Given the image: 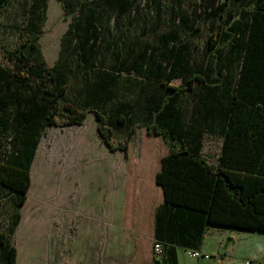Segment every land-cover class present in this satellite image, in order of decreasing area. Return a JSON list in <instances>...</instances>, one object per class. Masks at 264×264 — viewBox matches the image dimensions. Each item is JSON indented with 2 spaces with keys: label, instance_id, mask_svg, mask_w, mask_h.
Segmentation results:
<instances>
[{
  "label": "trees",
  "instance_id": "trees-1",
  "mask_svg": "<svg viewBox=\"0 0 264 264\" xmlns=\"http://www.w3.org/2000/svg\"><path fill=\"white\" fill-rule=\"evenodd\" d=\"M12 1L0 0V10ZM227 1L244 7L240 14L235 9L230 13V33L225 34L233 42L235 81L225 86L220 80V84L209 86L206 79L195 74L186 81L187 87L180 88L169 83L181 73L189 74L182 59H162L151 44L143 50L136 48L128 34L117 36L104 27L135 24L140 17L146 23L144 15L153 10L157 27L164 21L173 23L176 15L171 10L167 12L169 18H162L165 0H63L66 13L78 16L62 39L54 67L47 65L38 37L4 52L7 60L26 71L17 75L0 66V140L13 138L10 154L0 160V186L21 195L18 205H25L31 169L45 128L58 125L59 119L65 126L83 125L94 112L107 148L123 151L126 158L139 129L164 139L170 155L164 159L157 181L164 187L169 205L209 214L216 187L222 184L235 204L258 215L264 213L259 206L264 200V0ZM178 35L170 32L160 41H177ZM108 54L117 59L114 73L139 74L141 81L127 86L129 91L134 92L135 87L140 91L136 100L116 103L122 86L114 73L105 72L93 80ZM197 79L205 84L200 118L187 122L182 93L194 91ZM209 125H215L224 135L216 169L199 151L204 127ZM115 130L125 135L123 143H115ZM19 224L17 216L10 236ZM157 241L164 244L165 258L156 259L154 264H177L169 246ZM0 244L4 264H18V250L3 234Z\"/></svg>",
  "mask_w": 264,
  "mask_h": 264
},
{
  "label": "rangeland",
  "instance_id": "rangeland-1",
  "mask_svg": "<svg viewBox=\"0 0 264 264\" xmlns=\"http://www.w3.org/2000/svg\"><path fill=\"white\" fill-rule=\"evenodd\" d=\"M141 1L144 3V0ZM234 9L238 14L242 13L243 4L227 0H165L162 18H169L167 12L171 10L176 15L173 23L164 21L157 27V13L153 10L149 15H144L146 23L140 17L135 24L119 26L113 23L104 27L117 36L119 33L128 34L130 43L136 48L143 50L151 44L158 49V57L162 59L171 62L182 59L181 63L186 64L189 74L181 73L179 78L169 83L170 86L187 87L186 81L195 74L206 79L209 86L220 84V80L228 86L237 77L233 42L225 36L230 33L228 18ZM77 16L66 13L63 0H13L8 7L0 10V66L17 75L24 74L26 69L7 60L4 52L14 51L27 40L38 37L47 65L54 67L62 39L74 25ZM133 16L138 18L137 14ZM235 20H239V17ZM170 32L179 33L177 41H160ZM99 66H103V69L97 68L93 80L101 78L105 72L114 73L117 59L108 54L104 64ZM114 74L122 86L121 91H117L116 103L128 104L136 100L140 91L135 85V91H129L127 86L138 84L141 81L139 74L135 72L130 75L127 71ZM216 75L219 79H216ZM83 81L84 75L81 74L80 82ZM193 86L194 91L182 93L187 122L199 114L205 94L202 79L194 80ZM139 131L132 140L133 146L146 143L147 130L143 128ZM12 139L10 136L0 140V160L10 154ZM114 140L116 144H121L126 137L115 130ZM220 143L219 136L207 140L210 150L216 151ZM113 160L99 135L94 112L89 113L83 125L65 126L63 119H59L58 125L45 128L31 169V186L26 204L19 206L21 195H14L0 186V234L17 248L18 264H75L72 263V255L76 252L75 241L80 238L74 240L79 230L75 236L70 235L74 228L72 220L79 224V228L94 230L91 233L88 231V245L90 249L95 248L90 255L97 254L95 228L99 222L97 197L102 185L100 177L103 166ZM17 216L20 224L15 234L10 236ZM82 237L85 241V235ZM0 264H4L1 244Z\"/></svg>",
  "mask_w": 264,
  "mask_h": 264
},
{
  "label": "crops",
  "instance_id": "crops-1",
  "mask_svg": "<svg viewBox=\"0 0 264 264\" xmlns=\"http://www.w3.org/2000/svg\"><path fill=\"white\" fill-rule=\"evenodd\" d=\"M199 118L196 114L193 120ZM145 133V144H130L129 158L121 150H109L114 160L103 166L97 197V254L90 255L95 248L88 245V233L94 230L79 228L72 220L70 235L75 236L79 230L74 240L80 238L75 241L72 263L154 264V242L161 240L169 246L177 264H263L264 213L258 215L235 204L222 184L216 187L209 214L169 205L157 178L170 150L162 137ZM202 134L200 155L216 169L224 135L215 125L204 127ZM215 136L221 141L216 151L207 146V140ZM259 206L264 208V200ZM190 250L207 254L210 259H194L188 255ZM164 258L165 254L158 260Z\"/></svg>",
  "mask_w": 264,
  "mask_h": 264
},
{
  "label": "built area",
  "instance_id": "built-area-1",
  "mask_svg": "<svg viewBox=\"0 0 264 264\" xmlns=\"http://www.w3.org/2000/svg\"><path fill=\"white\" fill-rule=\"evenodd\" d=\"M153 252H154V257L156 259L161 258L163 256V254H164V244L162 242H159V241L156 240L154 242ZM188 255L190 257L194 258V259H201V258H204L206 260L210 259L209 255L204 254V253H202L200 251L190 250V251H188ZM247 264H253V262L248 261Z\"/></svg>",
  "mask_w": 264,
  "mask_h": 264
}]
</instances>
